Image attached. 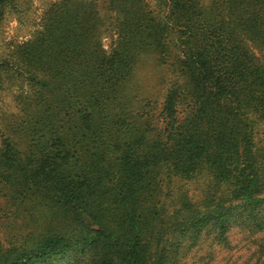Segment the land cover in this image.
Wrapping results in <instances>:
<instances>
[{
    "label": "trees",
    "instance_id": "obj_1",
    "mask_svg": "<svg viewBox=\"0 0 264 264\" xmlns=\"http://www.w3.org/2000/svg\"><path fill=\"white\" fill-rule=\"evenodd\" d=\"M104 3V15L86 0L59 7L22 52L39 94L21 106L28 119L12 125L17 139L3 136L0 178L27 200L9 202L29 230L0 239V264H36L76 246L95 249L98 264H158L167 227L195 230L207 218L169 215L162 184L172 177L208 173L229 196L264 202L255 141L264 0ZM107 24L108 50L99 40ZM149 54L171 74L156 115L132 87ZM211 215L224 226L220 203Z\"/></svg>",
    "mask_w": 264,
    "mask_h": 264
},
{
    "label": "rangeland",
    "instance_id": "obj_2",
    "mask_svg": "<svg viewBox=\"0 0 264 264\" xmlns=\"http://www.w3.org/2000/svg\"><path fill=\"white\" fill-rule=\"evenodd\" d=\"M94 2L100 15L107 13L104 0H86ZM204 3L210 0H201ZM75 0H9L0 14V61H4L0 77V147L3 136L17 139L12 125L22 124L28 119L22 105H29L33 96L38 95V88L32 77L31 67L23 63L22 52L49 14L59 7L69 9ZM153 4V2H152ZM107 23V22H106ZM107 25L100 27V43L104 49L109 45L115 33L113 29L103 32ZM171 76L166 65H160L155 56L149 54L138 62L132 80V87L141 103L150 105L148 110L157 114L163 99L165 86ZM255 141L264 146V122L256 127ZM22 146V143H21ZM264 162V159L262 160ZM259 195H264V164ZM210 174L203 173L192 179L172 177L162 184L163 193L172 191L169 198H162L169 215L189 214L188 210H197L199 215L207 216L204 225L194 227L185 225L162 230L157 242L158 264H264V202L255 207L240 198H233L226 193V188L218 189ZM222 201H209L210 199ZM166 199V200H165ZM9 201H27L20 194V189L0 178V239L29 230L26 218L16 212ZM215 203L222 205L223 225L219 226L210 214ZM177 214V213H176ZM177 214V215H178ZM179 219L182 218L179 216ZM27 228V229H26ZM179 232V229H182ZM154 243V242H153ZM153 245V244H152ZM152 257H154L152 255ZM99 256L95 249L73 247L64 255H56L41 260L36 264H98Z\"/></svg>",
    "mask_w": 264,
    "mask_h": 264
}]
</instances>
